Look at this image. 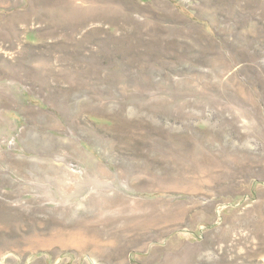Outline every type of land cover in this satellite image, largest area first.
Instances as JSON below:
<instances>
[{"label":"rangeland","instance_id":"rangeland-1","mask_svg":"<svg viewBox=\"0 0 264 264\" xmlns=\"http://www.w3.org/2000/svg\"><path fill=\"white\" fill-rule=\"evenodd\" d=\"M0 264H264V0H0Z\"/></svg>","mask_w":264,"mask_h":264}]
</instances>
